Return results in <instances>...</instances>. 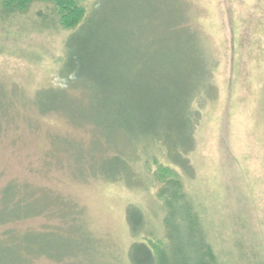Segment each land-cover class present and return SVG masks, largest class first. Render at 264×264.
Returning <instances> with one entry per match:
<instances>
[{"label": "rangeland", "instance_id": "374dc122", "mask_svg": "<svg viewBox=\"0 0 264 264\" xmlns=\"http://www.w3.org/2000/svg\"><path fill=\"white\" fill-rule=\"evenodd\" d=\"M93 1L76 0L85 10ZM129 1L137 21L155 9V34L164 32L166 16L181 15L200 39L212 74L183 188L210 219L227 213L229 222L243 224L240 236L253 233L264 255V0ZM69 31L52 0H17L16 11L0 13V190L13 184L29 191L33 209L42 206L22 221L0 224V239L10 228L53 231L35 238L36 246L64 264H127V206H140L158 222L155 190L178 171L162 173L157 163H145L148 149H138L140 140L130 134L93 126L88 120L99 124L96 114L79 110V101L57 83ZM116 151L130 166L112 162L109 152ZM109 167L132 175H109ZM4 264L12 258L6 255Z\"/></svg>", "mask_w": 264, "mask_h": 264}, {"label": "trees", "instance_id": "16d2710c", "mask_svg": "<svg viewBox=\"0 0 264 264\" xmlns=\"http://www.w3.org/2000/svg\"><path fill=\"white\" fill-rule=\"evenodd\" d=\"M52 1L62 25L70 28L55 78L79 101L78 109L90 108L99 124L86 118L82 122L89 121L107 133L111 129L130 134L140 140L138 149L143 148L141 145L148 149L145 163H157L162 173L173 168L178 171L177 177L155 190L161 199L158 222L140 206H127L131 234L127 264H254L257 259L264 264L252 232L240 236L243 224L229 222L227 213L218 221L210 219L192 193L183 188L190 169L186 155L193 146L199 104L208 95L212 74L200 39L186 19L166 16L164 32L158 35L151 24L155 9L144 12L142 22L137 21L136 6L129 0H94L87 10L76 0ZM16 9L17 0H0V13L5 16ZM144 24L150 25L148 32ZM109 153L112 162L121 160L130 166L117 151ZM110 167L105 169L109 175L124 179L131 174L130 170L114 172ZM150 178L153 180L154 175ZM26 192H19L13 184L3 186L0 224L22 221L42 209H33V199ZM229 223L235 225L227 232ZM50 232L28 230L20 234L10 228L6 238L0 239V264L6 255L12 264H51L52 258L64 264L58 255L40 249V244L36 246L35 238L44 240ZM40 258L44 261L38 262Z\"/></svg>", "mask_w": 264, "mask_h": 264}]
</instances>
